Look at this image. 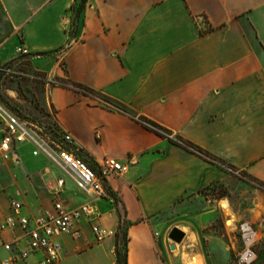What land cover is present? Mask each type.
<instances>
[{
	"label": "crops",
	"instance_id": "crops-1",
	"mask_svg": "<svg viewBox=\"0 0 264 264\" xmlns=\"http://www.w3.org/2000/svg\"><path fill=\"white\" fill-rule=\"evenodd\" d=\"M74 2L0 0V61L13 59L24 45L37 70L87 85L137 115L81 90L49 87L46 101L54 119L87 158L112 156L129 164L127 173L110 179L117 203L93 200L98 224L108 234L98 240L83 220L80 237L61 238L56 264H116L120 213L128 221V264H219L212 233L215 206L203 190L228 181L230 171L137 117L264 182V0H89L71 36ZM2 129L0 119V139ZM20 154L18 163L0 153V221L11 213L10 199L21 201L28 214L50 208L44 203L32 210L25 203L32 193L41 195L36 187L42 180L54 181L51 194L72 205L88 200L72 182L60 186L63 175L57 169L51 177L53 168L36 167L32 160L48 161L32 156L28 145ZM16 176H32L34 185L13 192ZM174 227L184 233L180 242L169 237ZM8 255L0 248L1 258Z\"/></svg>",
	"mask_w": 264,
	"mask_h": 264
},
{
	"label": "built area",
	"instance_id": "built-area-1",
	"mask_svg": "<svg viewBox=\"0 0 264 264\" xmlns=\"http://www.w3.org/2000/svg\"><path fill=\"white\" fill-rule=\"evenodd\" d=\"M16 55L31 54L24 45H20ZM15 58L7 63L0 62V73L11 76L20 74L15 65ZM0 119L3 124L0 139V153L3 159L14 156V160L19 163L20 148L28 145L32 156H44L62 173L63 176L58 179L60 186L70 181L78 191L89 197L84 202L72 205L57 195L52 206L38 214L24 213V204L12 199L11 213L0 221V248L9 253L5 258L0 257V264H20L28 262L32 257H36V260L27 264H56L61 258V238L80 237V224L83 220L90 223L98 240L104 238L108 231L98 224L100 213L93 200L113 199L110 179L127 173L129 164L112 156L98 161L87 158L73 135L62 130L56 121L51 125L22 117L1 102ZM143 123L157 131L152 125ZM167 137L173 135L169 134ZM18 230L20 234L17 233ZM237 230L241 242L237 264H254L258 256L257 245L261 234L248 220L240 221ZM21 240L25 241L24 246H21Z\"/></svg>",
	"mask_w": 264,
	"mask_h": 264
},
{
	"label": "rangeland",
	"instance_id": "rangeland-1",
	"mask_svg": "<svg viewBox=\"0 0 264 264\" xmlns=\"http://www.w3.org/2000/svg\"><path fill=\"white\" fill-rule=\"evenodd\" d=\"M71 29L72 27L69 30ZM46 56L41 55L43 58ZM15 57V65L21 73L14 76L0 73V102L22 117L45 121L47 113H52L46 101L48 89L51 85H60L61 81L58 76H54L53 70L50 72L37 70L33 65V58L17 55ZM11 60L0 62L7 63ZM45 62L50 65L54 64L53 60ZM57 62L63 68L65 67L62 57H57ZM49 80L51 81L49 82ZM51 125L53 124L51 123ZM32 161L40 170L45 171L47 167L53 168L55 171L51 169L48 174L51 177L56 173V168L50 161L46 165L43 159ZM230 173L228 181L213 184L209 189L215 206L212 233L219 264H237V257L241 249L237 225L243 220L253 223L261 234V240L257 245L258 256L254 264H264V184L236 166L231 169ZM16 178L17 182H14L11 187L13 192L20 186L28 185L32 188L34 185L32 176L25 180H21L20 176H16ZM12 179L15 180V178ZM55 184L52 180H42L41 184L36 187L41 191V195L37 199L32 193L25 199V203L32 210H36L40 204H52L56 198L51 194ZM23 188L29 190L28 187ZM71 189L74 190L73 187ZM67 196L72 199L73 192L67 193ZM10 202L11 199L8 201L9 206ZM127 227V218L124 213H120L119 237L122 253H124Z\"/></svg>",
	"mask_w": 264,
	"mask_h": 264
},
{
	"label": "trees",
	"instance_id": "trees-1",
	"mask_svg": "<svg viewBox=\"0 0 264 264\" xmlns=\"http://www.w3.org/2000/svg\"><path fill=\"white\" fill-rule=\"evenodd\" d=\"M89 0H75V2L72 4V16H73V21H72V29L69 30V34L72 36L75 33V28H74V24H75V20L78 19L82 13V11L84 10V8L88 5ZM61 83L60 86H64V87H70V88H74L77 90H81L84 94L87 95H92V96H99L102 99V103L108 107L111 108H118L120 110H123L133 116H137L136 113H134L127 105L119 103L117 101H113L112 99H110L108 96L96 91L95 89L81 84V83H77V82H71L67 79H61L58 78ZM114 102V103H112ZM46 120L43 121L45 123H52L54 121H56L54 119V116L52 113H47V115L45 116ZM140 121L142 122H146L150 125H152L153 127H155L157 129V132L162 135L167 137V135H173V137H169L173 142L191 150L192 152H195L199 155H201L203 158H205L206 160H208L209 162L219 166V167H223L228 169L229 171H231L232 168L235 167V165H233L232 163L228 162L227 160L218 157L217 155L213 154L212 152H210L209 150L203 148L202 146L196 144L193 141H190L188 139H185L184 137H182L179 134H175L172 130L162 126L161 124L145 117V116H138L137 117ZM37 120V119H34ZM42 121V120H41ZM257 180V179H256ZM216 184V183H214ZM261 184H264V182H261ZM209 189L210 187H208L207 189L203 190V192L207 195H209ZM114 197V201L115 203H117V198L115 196ZM117 243H116V264H128V235L126 234L125 237V241H124V253H122L121 250V240L119 237V229L117 231Z\"/></svg>",
	"mask_w": 264,
	"mask_h": 264
},
{
	"label": "water",
	"instance_id": "water-1",
	"mask_svg": "<svg viewBox=\"0 0 264 264\" xmlns=\"http://www.w3.org/2000/svg\"><path fill=\"white\" fill-rule=\"evenodd\" d=\"M170 239L176 243V242H180L183 237H184V233L177 227H174L169 235ZM172 244L171 247L174 248L175 244Z\"/></svg>",
	"mask_w": 264,
	"mask_h": 264
}]
</instances>
